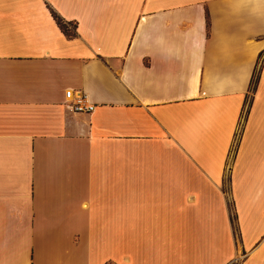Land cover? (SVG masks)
Masks as SVG:
<instances>
[{"label": "crops", "instance_id": "obj_1", "mask_svg": "<svg viewBox=\"0 0 264 264\" xmlns=\"http://www.w3.org/2000/svg\"><path fill=\"white\" fill-rule=\"evenodd\" d=\"M234 263L264 264V0H0V264Z\"/></svg>", "mask_w": 264, "mask_h": 264}, {"label": "built area", "instance_id": "obj_2", "mask_svg": "<svg viewBox=\"0 0 264 264\" xmlns=\"http://www.w3.org/2000/svg\"><path fill=\"white\" fill-rule=\"evenodd\" d=\"M68 30L72 33L76 32V27L74 24L66 23ZM68 99L67 107L74 113H83V114H91L95 111L96 105L93 104L87 95L82 92H73L68 91L66 94Z\"/></svg>", "mask_w": 264, "mask_h": 264}, {"label": "trees", "instance_id": "obj_3", "mask_svg": "<svg viewBox=\"0 0 264 264\" xmlns=\"http://www.w3.org/2000/svg\"><path fill=\"white\" fill-rule=\"evenodd\" d=\"M53 15L56 18L61 29L64 31V33L69 37L74 36V34L68 30L67 24L64 23L55 13H53Z\"/></svg>", "mask_w": 264, "mask_h": 264}, {"label": "rangeland", "instance_id": "obj_4", "mask_svg": "<svg viewBox=\"0 0 264 264\" xmlns=\"http://www.w3.org/2000/svg\"><path fill=\"white\" fill-rule=\"evenodd\" d=\"M234 224H235V219H234ZM234 264H237V263H234Z\"/></svg>", "mask_w": 264, "mask_h": 264}]
</instances>
